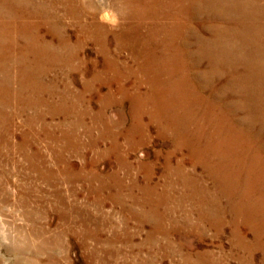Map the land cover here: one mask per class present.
Wrapping results in <instances>:
<instances>
[{"label":"rangeland","instance_id":"rangeland-1","mask_svg":"<svg viewBox=\"0 0 264 264\" xmlns=\"http://www.w3.org/2000/svg\"><path fill=\"white\" fill-rule=\"evenodd\" d=\"M128 2L13 16L41 8L0 61V264H264V103L239 61L244 27L264 43V0H180L176 31Z\"/></svg>","mask_w":264,"mask_h":264},{"label":"bare ground","instance_id":"bare-ground-1","mask_svg":"<svg viewBox=\"0 0 264 264\" xmlns=\"http://www.w3.org/2000/svg\"><path fill=\"white\" fill-rule=\"evenodd\" d=\"M30 1L31 0H0V37H2L3 38V40H1L0 41V61H4V60H2V59H5V58H7L6 57V51H8L9 49H11V47H10V42H8V40H7V37H8V33H10L9 31H15V32H18V34L19 33H27V31H29L30 29H31V31H33V28H35V24L32 22V19L33 18H36L37 17V15H38V17L40 16V7H35V6H33L32 5V8L33 9H31L32 11L34 10L35 11V13L33 14V17L32 16H30L29 15V17L28 18H26L24 15V17L27 19V20H30L31 19V21H29V22H31V24H28V21H25V23H24V20L22 19V18H20L19 19V21H21V23L20 24H16V27H14L13 26V24H14V20H17L18 18L17 17H15V18H13V16L14 15H16V13L19 11V12H21V14L22 13H24L25 12V10L24 9H27L28 7H25V8H23V10H22V5H25V6H28V4L30 3ZM36 1V0H35ZM44 1V0H43ZM46 1V0H45ZM53 1H55V0H53ZM71 1H74V0H71ZM75 1H77V0H75ZM86 1V0H85ZM124 1V0H123ZM129 0H127V3H130V2H128ZM204 1V0H203ZM212 1V0H211ZM39 2V1H38ZM52 2V1H51ZM70 2V1H69ZM132 2H134V4H138V6H140L141 8H142V10L141 11H143L146 15H148V14H150V15H152L151 13H153V12H151V10H155L156 11V13H157V11H158V14L160 15L159 16V23L161 24L162 22H160V19H164V17L165 16H167V17H169V19H170V22H169V24H170V26H169V28H170V30L171 31H176V29H178V10L180 9L179 8V6H178V2H180V0H144V1H137V0H132ZM144 2H145V5H144ZM226 2V1H225ZM36 3V2H35ZM45 3V2H44ZM47 3V2H46ZM55 3V2H54ZM66 3H67V0H58V3L57 4H53L52 5V3H51V5L52 6H50V9L51 10H56V9H58V5H62L63 7L65 6L66 7ZM209 3V2H208ZM262 3V2H261ZM254 4V3H253ZM30 5H31V3H30ZM71 5V4H70ZM69 5V6H70ZM74 5V4H73ZM39 6H42V5H39ZM77 7V6H76ZM124 7H125V5H124ZM129 7V6H128ZM139 7V8H140ZM185 7V6H184ZM130 8V7H129ZM133 8V7H132ZM134 8H135V6H134ZM177 8H178V10H177ZM245 8V7H244ZM29 9V8H28ZM48 9V8H47ZM49 9V10H50ZM233 9V8H232ZM50 10V11H51ZM67 10V9H66ZM78 10V9H77ZM126 10V9H125ZM139 10V9H138ZM249 10V9H248ZM30 11V10H29ZM28 11V12H29ZM52 11V12H53ZM57 11V10H56ZM137 11V10H136ZM154 11V12H155ZM232 11V10H231ZM241 11V10H240ZM27 12V11H26ZM31 12V11H30ZM81 12V11H80ZM83 12V11H82ZM124 12V11H123ZM133 12V11H132ZM32 13V12H31ZM66 13V12H65ZM134 13V12H133ZM142 13V12H141ZM140 13V14H141ZM148 13V14H147ZM44 14V13H43ZM45 14H47L46 12H45ZM64 14V13H63ZM62 14V15H63ZM48 15V14H47ZM50 15V14H49ZM79 15V14H78ZM77 15V16H78ZM83 15V14H82ZM129 15V14H128ZM180 15V14H179ZM254 15V14H253ZM46 16V15H45ZM76 16V15H75ZM127 16V15H126ZM244 16V15H243ZM7 17H9V20H12V23H6L4 20H5V18H7ZM23 17V18H24ZM58 17V16H57ZM60 17V16H59ZM69 17V16H68ZM97 17V16H96ZM104 17H106V15H104ZM130 17V16H129ZM131 17H132V15H131ZM150 17V16H149ZM158 17V16H157ZM77 18V17H76ZM128 18V17H127ZM134 18V17H133ZM140 18V17H139ZM148 18V17H147ZM37 19V18H36ZM49 19V18H48ZM57 19V18H56ZM80 19V18H79ZM86 19V18H85ZM92 19V18H91ZM141 19H142V17H141ZM156 19V18H155ZM60 20H61V18H60ZM64 20V19H63ZM69 20V19H68ZM73 20H74V18H73ZM77 20V19H76ZM83 20V19H82ZM81 20V21H82ZM93 21H94V19H92ZM130 20V19H129ZM50 21V20H49ZM54 21V20H53ZM72 21V20H71ZM75 21V20H74ZM74 21H72V22H74ZM91 21V20H90ZM99 21V20H98ZM131 21V20H130ZM136 21V20H135ZM140 21V20H139ZM154 21V20H153ZM164 21V20H163ZM247 21V20H246ZM37 22V21H36ZM40 22V21H39ZM44 22H45V20H44ZM46 22H48V21H46ZM58 22H59V20H58ZM71 22V23H72ZM254 22V21H253ZM38 23V22H37ZM65 23V22H64ZM75 23V22H74ZM85 23V22H84ZM90 23V22H89ZM97 23V22H96ZM139 23V22H138ZM147 23V22H146ZM153 23V22H152ZM248 23H249V21H248ZM42 24V23H41ZM57 24V23H56ZM77 24V23H76ZM94 24V23H93ZM98 24V23H97ZM130 24V23H129ZM128 24V25H129ZM145 24V23H144ZM251 24V23H250ZM37 25V24H36ZM51 25V24H50ZM63 25V24H62ZM95 25V24H94ZM151 25V24H150ZM261 25V24H260ZM34 26V27H33ZM52 26V25H51ZM65 26V25H64ZM63 26V27H64ZM89 26V25H88ZM98 26H99V24H98ZM107 26V25H106ZM114 26V25H113ZM139 26V25H138ZM141 26H142V24H141ZM38 27H40V25L38 26ZM37 27V28H38ZM47 27V26H46ZM56 27V26H55ZM79 27V26H78ZM90 27H92L91 25H90ZM95 27V26H94ZM99 27H101V26H99ZM105 27V26H104ZM103 27V28H104ZM143 27V26H142ZM141 27V28H142ZM151 27V26H150ZM154 27V26H153ZM161 27V26H160ZM36 28V29H37ZM50 29H51V27H49ZM85 28V27H84ZM88 28V27H87ZM108 28V27H107ZM145 28V27H144ZM159 28V27H158ZM35 29V30H36ZM39 29V28H38ZM37 29V30H38ZM53 29V28H52ZM106 29V28H105ZM111 29V28H110ZM128 29V28H127ZM137 29V28H136ZM148 29H149V26H148ZM165 29V28H164ZM254 30H257V29H255V27L253 28ZM81 30H84V29H81ZM85 30H87V29H85ZM92 30V29H91ZM96 30V29H95ZM101 30V29H100ZM103 30V29H102ZM101 30V31H102ZM113 30V29H112ZM111 30V31H112ZM124 30V29H123ZM122 30V31H123ZM179 30V29H178ZM245 30V31H244ZM94 31V30H93ZM97 31V30H96ZM134 31H136V30H134ZM138 31V30H137ZM164 31V30H163ZM222 31V30H221ZM250 31H251V29L249 30L247 27H244L243 28V30H242V37H243V40H245L243 43H242V47H243V50L244 51H242L241 49H239V50H241V54H240V56H239V61L241 62V64L245 67V69H246V67L248 68V69H250V71L251 72H249L250 73V75L252 76V83L251 84H253V94H254V97H255V99H256V101H257V104L258 103H260V102H263L264 103V87H263V85H264V64L262 63V62H260L259 64L258 63H256V62H258L259 60H260V58H262V59H264V45H262V44H264V43H262L261 44V42L259 41L260 40V38L259 37H261L259 34H261V32L260 31H255V33H257V36H258V39H256V41H257V44H258V46L256 45V43H255V45L253 44V46H255V49H257V51H259V52H257L256 53V51H255V53H252L251 52V50L249 49L250 47H249V44H250V41H248L247 40V35H249L250 34ZM79 32V31H78ZM84 32V31H83ZM101 33V32H100ZM108 33H110V32H108ZM140 33V32H139ZM138 33V34H139ZM156 33V32H155ZM224 33V32H223ZM95 34V33H94ZM98 34V33H97ZM102 34V36L104 35L103 33H101ZM141 34V33H140ZM143 34V33H142ZM146 34V33H145ZM149 34V33H148ZM175 33H173V35H174ZM264 34V33H263ZM22 35V34H21ZM80 35V34H79ZM85 35V34H84ZM93 35V34H92ZM110 35V34H109ZM119 35V34H118ZM121 35V34H120ZM119 35V36H120ZM128 35V34H127ZM133 35V34H132ZM151 35V34H150ZM39 36V35H38ZM42 36V35H41ZM94 36V35H93ZM107 36V35H106ZM114 36V35H113ZM137 36H139V35H137ZM136 36V37H137ZM152 36H154V34L153 35H151V39H152ZM161 36V35H160ZM172 36V35H171ZM61 37V36H60ZM87 37V36H86ZM97 37V36H96ZM116 37V36H115ZM175 37V36H174ZM242 37H240L241 39H242ZM16 38V37H15ZM90 38H92V37H90ZM144 38H145V36H144ZM143 38V39H144ZM40 39H41V37H40ZM43 39V38H42ZM88 39V38H87ZM96 39V38H95ZM141 39V38H140ZM142 39V40H143ZM164 39V42H166L167 40V36H165V38H163ZM163 39H162V41H156V45H157V48L155 47V46H151V44H149V46L147 47V44H146V47H145V45H144V47H145V54H146V60H145V57L143 56V58H144V60H145V63L146 64H148V66H151V65H153V67H155L154 68V71L153 70H151L154 74H156V77H154V79L156 78H159L161 75L160 74H158V73H160L159 72V70H157L156 68H158L160 65L163 67H165V66H170V62H169V53H168V51H166L165 50V45L164 44H167V43H164L163 44ZM171 40H173V37H171L170 38ZM175 39V38H174ZM24 40V39H23ZM27 40V39H26ZM30 40V39H29ZM104 40V39H103ZM107 40V39H106ZM120 40H121V38H120ZM132 40V39H131ZM145 40V39H144ZM166 40V41H165ZM176 40V39H175ZM225 40V39H224ZM262 40V39H261ZM30 41H32V40H30ZM39 41V40H38ZM37 41V42H38ZM95 41V40H94ZM100 41V40H99ZM105 41V40H104ZM124 41V40H123ZM147 41V40H146ZM153 41V40H152ZM237 41V40H236ZM25 42V41H24ZM28 42V41H27ZM34 42V41H33ZM116 42V41H115ZM122 42V41H121ZM151 42V41H150ZM225 42V41H224ZM31 43V42H30ZM83 43H85V42H83ZM125 43H126V41H125ZM124 43V44H125ZM130 43V42H129ZM128 43V44H129ZM137 43H139V42H137ZM7 44V45H6ZM27 44V43H26ZM35 44V43H34ZM41 44V43H40ZM46 44H48V43H46ZM136 44V43H135ZM142 44H143V41H142ZM174 44V43H173ZM172 44V45H173ZM16 45V44H15ZM48 45H50V43L48 44ZM116 45V44H115ZM155 45V44H154ZM12 46H13V44H12ZM31 46H33V45H31ZM44 46V45H43ZM66 47H67V45H65ZM85 46V45H84ZM121 46H122V44H121ZM126 46V45H125ZM124 46V47H125ZM22 47V46H21ZM34 47V46H33ZM36 47H37V45H36ZM49 47V46H48ZM123 47V48H124ZM133 47V46H132ZM138 47H139V44H138ZM143 47V48H144ZM204 47V46H203ZM221 47H222V45H221ZM127 48V47H126ZM126 48H124V49H126ZM141 48V47H140ZM170 48V47H169ZM223 48V47H222ZM18 49V48H17ZM49 49V48H48ZM69 49V48H68ZM120 49V48H119ZM167 49V48H166ZM237 49V48H236ZM141 50H142V48H141ZM168 50V49H167ZM176 50V49H175ZM227 50V49H226ZM238 50V51H239ZM250 50V51H249ZM22 51V50H21ZM33 51V50H32ZM39 51V50H38ZM49 51V50H48ZM174 51V50H173ZM11 52V51H10ZM23 52H24V50H23ZM36 53H38V52H36ZM47 53V52H46ZM45 53V54H46ZM49 53H50V51H49ZM238 53H240V52H238ZM238 53H236V54H238ZM250 53H252V55H250ZM25 54V53H24ZM32 54V53H31ZM70 54H71V52H70ZM141 54V53H140ZM157 54V55H156ZM173 54H175L176 55V53L174 52V53H171V55H172V57L174 56ZM225 54V53H224ZM29 55V54H28ZM40 56H42V57H44L43 55H41V54H39ZM62 55V54H61ZM133 55V54H132ZM226 55V54H225ZM24 56V55H23ZM33 56H35V55H33ZM45 56H47V55H45ZM49 56H50V54H49ZM69 56V55H68ZM75 56V55H74ZM184 56V55H183ZM234 56V55H233ZM9 57V56H8ZM25 57V56H24ZM37 57V56H36ZM73 57V56H72ZM71 57V58H72ZM168 57V58H167ZM45 58V57H44ZM47 58V57H46ZM176 58V57H175ZM255 58H257V60H256V62L254 61V59ZM184 59V58H183ZM42 60V59H41ZM48 60V59H47ZM115 60V59H114ZM135 60H137V57H136V59ZM264 61V60H263ZM5 62V61H4ZM65 62V61H64ZM105 62H106V60H105ZM112 62V61H111ZM107 63H110V61L109 62H107ZM136 63V62H135ZM142 63V62H141ZM156 63V64H155ZM175 63V62H174ZM225 66L227 65V68H228V70H229V72H231V70L232 71H235V68H237V66H238V62H235V60L233 61V62H230V61H226L225 60ZM0 64H1V62H0ZM18 64V63H17ZM63 64V63H62ZM4 66V65H3ZM114 66V65H113ZM142 66V65H141ZM141 66H139V67H141ZM145 66V65H144ZM214 66V65H213ZM16 67H18V66H16ZM127 67V66H126ZM138 67V66H137ZM195 67V66H194ZM15 68V67H14ZM63 68V67H62ZM214 68V67H213ZM141 69V68H140ZM183 69H185V68H183ZM212 69V68H211ZM226 69V68H225ZM240 69V68H239ZM3 70V69H2ZM16 70H18V68L16 69ZM143 70V69H142ZM148 70H149V68H148ZM213 70V69H212ZM227 70V69H226ZM22 71V70H21ZM34 71V70H33ZM161 71V70H160ZM169 71V70H168ZM214 71V70H213ZM27 72V71H26ZM26 72H24V73H26ZM165 72V71H164ZM226 72V71H225ZM149 72H143V75L144 74H148ZM151 73V72H150ZM170 73V72H169ZM216 73H218L217 71H216ZM227 73V72H226ZM232 73V72H231ZM240 73V72H239ZM243 73V72H242ZM20 74V73H19ZM133 74V73H132ZM158 74V75H157ZM165 74H167L168 75V73H165ZM175 74V73H174ZM213 74V73H212ZM229 74V73H228ZM238 74V73H237ZM245 74V73H244ZM152 75V74H151ZM160 75V76H159ZM232 75V74H231ZM243 75V74H242ZM242 75H240V76H242ZM22 76V75H21ZM125 76V75H124ZM232 76H234V75H232ZM23 77V76H22ZM153 77V76H152ZM170 77V76H169ZM186 77H187V75H186ZM185 77V78H186ZM24 78V77H23ZM171 78V77H170ZM21 79V78H20ZM155 79V80H156ZM160 79V78H159ZM167 79V78H166ZM183 79V78H182ZM235 79V78H234ZM233 79V80H234ZM248 79H250V77L248 78ZM230 80H232V79H230ZM232 80V81H233ZM236 80V79H235ZM157 81V80H156ZM160 81V80H159ZM166 81V80H165ZM237 81V80H236ZM248 81V80H247ZM176 82V81H175ZM181 82V81H180ZM230 82V81H229ZM169 83V82H168ZM211 83V82H210ZM233 83H235V82H233ZM27 84V83H26ZM150 84V83H149ZM164 84V83H163ZM185 84V83H184ZM199 84V83H198ZM203 84V83H202ZM230 84V83H229ZM243 84H244V82H243ZM250 84V83H249ZM153 85H154V83H153ZM152 85V86H153ZM180 85V84H179ZM173 86V85H172ZM184 86V85H183ZM198 86V85H197ZM204 86V85H203ZM234 86V85H233ZM20 87V86H19ZM139 87V86H138ZM154 87V86H153ZM158 87V86H157ZM161 87V86H160ZM159 87V88H160ZM167 87H168V85H167ZM187 87V86H186ZM236 87V86H235ZM136 88V87H135ZM174 88H176V86L174 87ZM239 88V87H238ZM150 89V88H149ZM182 89H183V87H182ZM186 89V88H185ZM202 89V88H201ZM244 89H246V88H244ZM249 89V88H248ZM254 89H257V91H254ZM49 90V89H48ZM145 90V89H144ZM151 90V89H150ZM149 90V91H150ZM155 90V89H154ZM200 90V89H199ZM243 90V89H242ZM163 91V90H162ZM135 92V91H134ZM147 92V91H146ZM181 92V91H180ZM186 92V91H185ZM195 92V91H194ZM139 94V93H138ZM141 94V93H140ZM143 95V94H142ZM245 95V94H244ZM248 95V94H247ZM140 96V95H139ZM154 96H156L155 94H154ZM243 96V95H242ZM248 97H249V95H248ZM252 97V96H251ZM34 98V97H33ZM133 98V97H132ZM137 98V97H136ZM140 98V97H139ZM138 98V99H139ZM134 99V98H133ZM169 99V98H168ZM196 99V98H195ZM246 99V98H245ZM1 100H2V95H1V92H0V102H1ZM134 102V101H133ZM197 103V102H196ZM228 104V103H227ZM262 104V103H261ZM264 105V104H263ZM104 106V105H103ZM258 106V105H257ZM260 106V105H259ZM196 107V106H195ZM226 108H228V107H226ZM257 108V107H256ZM256 108H255V110H256ZM51 109V108H50ZM264 109V108H263ZM264 111V110H263ZM225 113H226V111H224ZM228 112V111H227ZM262 112V111H261ZM102 113V112H101ZM263 113V112H262ZM129 115V114H128ZM222 115V114H221ZM229 116V115H228ZM20 117V116H19ZM77 117V116H76ZM222 118H223V116H221ZM86 118V117H85ZM94 119V118H93ZM223 121H228V120H226V119H222ZM234 121V120H233ZM220 122V121H219ZM222 122V121H221ZM231 123V122H230ZM95 124V123H94ZM217 124H219V123H217ZM240 124V123H239ZM209 125V124H208ZM215 125V124H214ZM219 125H221V123L219 124ZM261 125L263 126L264 125V121H263V119H261ZM217 126V125H216ZM217 132V131H216ZM204 134V133H203ZM238 136V135H237ZM240 136V135H239ZM230 137L232 138V136L230 135ZM239 138V137H238ZM249 138H250V136H249ZM234 139H235V137H234ZM239 140V139H238ZM235 141V140H234ZM252 141V140H251ZM237 142V141H236ZM240 144H243V142H239V143H237L235 146H234V150L236 151V153H234L235 155H236V157H235V159H240V158H238L237 156L238 155H240L241 153H242V150L240 151L239 149V146H240ZM24 146V145H23ZM215 146V145H214ZM244 146V145H243ZM250 146V145H249ZM228 147V146H227ZM246 147H248V146H246ZM206 149H207V147H206ZM242 149V148H241ZM206 151V150H205ZM245 151V150H244ZM229 154H231V155H233L234 156V154L233 153H229ZM201 156V155H200ZM247 156V155H246ZM249 173V172H248ZM260 177V176H259ZM217 181V180H216ZM250 199V198H249ZM252 204L253 203H251V202H249V204L248 205H251L252 206ZM243 209V208H242ZM240 210V209H239ZM250 216V215H249ZM214 224V223H213ZM252 236V235H251Z\"/></svg>","mask_w":264,"mask_h":264}]
</instances>
